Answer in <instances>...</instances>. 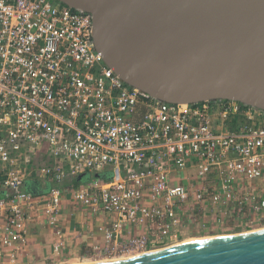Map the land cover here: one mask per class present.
I'll return each mask as SVG.
<instances>
[{"label": "built area", "instance_id": "2783aa9c", "mask_svg": "<svg viewBox=\"0 0 264 264\" xmlns=\"http://www.w3.org/2000/svg\"><path fill=\"white\" fill-rule=\"evenodd\" d=\"M33 175L48 189L28 191ZM66 199L109 221L106 246L79 257L92 262L177 239L193 203L264 220V111L159 101L105 64L90 13L0 0V264H16L33 218L62 238Z\"/></svg>", "mask_w": 264, "mask_h": 264}, {"label": "water", "instance_id": "95a60500", "mask_svg": "<svg viewBox=\"0 0 264 264\" xmlns=\"http://www.w3.org/2000/svg\"><path fill=\"white\" fill-rule=\"evenodd\" d=\"M59 1L93 16L97 51L129 86L171 105L264 111V0ZM84 264H264V229Z\"/></svg>", "mask_w": 264, "mask_h": 264}, {"label": "crops", "instance_id": "0c3cea01", "mask_svg": "<svg viewBox=\"0 0 264 264\" xmlns=\"http://www.w3.org/2000/svg\"><path fill=\"white\" fill-rule=\"evenodd\" d=\"M37 184L40 187L35 193L48 189V184L34 175L26 179L25 188L33 191ZM62 220L61 238L52 229L41 224L40 220L33 218L29 224L27 246L19 254L16 264H51L64 257L84 255L94 245L106 246L104 229L110 224L105 215L83 209L66 199Z\"/></svg>", "mask_w": 264, "mask_h": 264}, {"label": "rangeland", "instance_id": "374dc122", "mask_svg": "<svg viewBox=\"0 0 264 264\" xmlns=\"http://www.w3.org/2000/svg\"><path fill=\"white\" fill-rule=\"evenodd\" d=\"M228 216L230 214L227 215L226 210L223 208L215 207L209 203L204 205V207H200L193 203V206L186 213V219L179 221L174 229V234L178 235L177 239L156 247H148L145 252L133 254L131 257L161 251L193 240L218 238L264 229V220H261L259 216H254L252 222L248 220L232 221ZM121 256H123L122 252L105 253L97 261L112 260L114 257H116L114 260L125 258ZM79 257H64L58 262L51 264H84L92 262L88 260L84 261Z\"/></svg>", "mask_w": 264, "mask_h": 264}, {"label": "trees", "instance_id": "16d2710c", "mask_svg": "<svg viewBox=\"0 0 264 264\" xmlns=\"http://www.w3.org/2000/svg\"><path fill=\"white\" fill-rule=\"evenodd\" d=\"M31 192H34V190L33 191L31 190Z\"/></svg>", "mask_w": 264, "mask_h": 264}, {"label": "bare ground", "instance_id": "6f19581e", "mask_svg": "<svg viewBox=\"0 0 264 264\" xmlns=\"http://www.w3.org/2000/svg\"><path fill=\"white\" fill-rule=\"evenodd\" d=\"M113 259H115V258H113Z\"/></svg>", "mask_w": 264, "mask_h": 264}]
</instances>
